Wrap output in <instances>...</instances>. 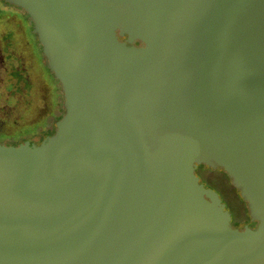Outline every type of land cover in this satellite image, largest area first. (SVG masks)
<instances>
[{"label": "water", "instance_id": "1", "mask_svg": "<svg viewBox=\"0 0 264 264\" xmlns=\"http://www.w3.org/2000/svg\"><path fill=\"white\" fill-rule=\"evenodd\" d=\"M62 93L0 143V264H264V0H3ZM221 168L253 228L194 169Z\"/></svg>", "mask_w": 264, "mask_h": 264}, {"label": "flooded vegetation", "instance_id": "2", "mask_svg": "<svg viewBox=\"0 0 264 264\" xmlns=\"http://www.w3.org/2000/svg\"><path fill=\"white\" fill-rule=\"evenodd\" d=\"M31 29L32 22L21 8L0 0V78L5 77L0 99L6 93L7 104H15L16 110L21 103L15 113L0 105V143L6 145L24 140L37 143L54 131V121L63 113L60 86L48 71ZM31 134L35 135L32 139ZM194 173L204 187L217 193L229 212L231 227L255 226L256 222L248 216L246 202L221 168L198 164Z\"/></svg>", "mask_w": 264, "mask_h": 264}, {"label": "rangeland", "instance_id": "3", "mask_svg": "<svg viewBox=\"0 0 264 264\" xmlns=\"http://www.w3.org/2000/svg\"><path fill=\"white\" fill-rule=\"evenodd\" d=\"M35 51H36V49H35ZM2 75L3 74H0V77H2ZM5 78V77H4ZM2 79V78H0V92H3V87H4V81H5V79ZM4 97L2 98V99H0V105H3V110L6 108V109H8V111H12L13 113H15V112H17L18 110H19V108H20V106H21V103H20V105H18L17 106V110H16V108H14L15 106V104L14 105H12V104H7V102H8V95L6 94V93H4V95H3ZM9 107V108H8ZM5 109V110H6ZM35 137V135L34 134H31L30 136H29V138H34ZM231 202V201H230ZM242 202V201H241ZM232 203V202H231ZM226 204H227V206H229V203H228V201L226 202Z\"/></svg>", "mask_w": 264, "mask_h": 264}]
</instances>
